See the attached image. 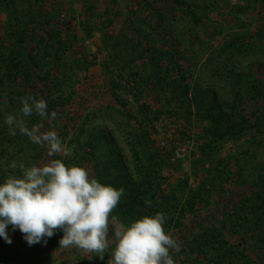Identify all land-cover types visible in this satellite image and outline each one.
<instances>
[{
    "label": "trees",
    "instance_id": "1",
    "mask_svg": "<svg viewBox=\"0 0 264 264\" xmlns=\"http://www.w3.org/2000/svg\"><path fill=\"white\" fill-rule=\"evenodd\" d=\"M55 2L59 8L49 7ZM64 3V0H0V14H5L4 19L0 16V184L10 175L21 174V163L43 165L49 159L46 146L31 143L18 130L16 136L9 134L5 120L8 114L16 113L22 107L19 98L32 94L37 99H44L50 115L52 111H59V104L68 103L66 93L67 96L73 94L66 87L65 73L62 72L66 68L57 62L58 51L70 45L69 36L63 34L65 23L58 14L68 12L74 4L69 1L62 9ZM81 26L85 29L83 23ZM136 47L134 58L144 56L147 48L141 43ZM120 52L127 55L112 58L117 60V66L133 67L130 61L134 58L130 53ZM175 61L171 58L172 63L163 66L165 62L160 64L162 61L159 62L157 56H150L149 61L141 65L142 70L112 73L124 75V83L120 82L123 87H129L125 80L139 81L143 76L144 80L153 78L158 82L156 93L162 90L182 96L187 112L196 113L208 121L204 135L209 139L202 137L200 154L193 159L189 176H178L172 181L166 174L162 175L165 156L141 148L145 145L147 132L140 126L132 130L133 160L124 155L118 142H111L114 137L108 136L110 132L101 126L86 134L84 144L89 146L88 151L82 150L72 157L58 154L54 158L61 159L66 166L87 158L91 162L90 170H87L90 178L123 189L120 202L111 215L126 226L144 216H154L158 212L165 214V233L180 242L179 250H170L174 264H264V156L260 155V143L264 142V137L259 138L256 127L262 124L264 109L255 112V121L251 119L249 124V129H254L255 133L242 136L241 128L247 127L246 112H237L238 105H235L237 100H241L242 105L246 84L247 87L250 84L249 98L253 99L255 94L264 96V81L230 76L237 91L231 93V102H224L229 106L225 111L217 94L198 88V84L190 85L185 80L186 74L178 72ZM111 82L113 86L118 85L113 77ZM233 115L238 116L237 122ZM41 121L40 117L32 115L27 126L31 128ZM241 136L245 142L238 149ZM227 140L237 149L232 147L223 153L224 144L220 143ZM135 142L140 147L137 148ZM11 159L19 164L16 168L6 166ZM189 177L193 178L192 181ZM208 206L210 213L200 216ZM109 235H113L111 225ZM62 236L63 232L57 230L48 239L51 247L60 245ZM71 248L76 251L71 257L75 262L71 264H107L114 245H110L103 261L95 254H91L94 258L90 261L89 254ZM9 251H13V257L7 256ZM0 264H37V261L28 247L12 243L0 247Z\"/></svg>",
    "mask_w": 264,
    "mask_h": 264
},
{
    "label": "rangeland",
    "instance_id": "2",
    "mask_svg": "<svg viewBox=\"0 0 264 264\" xmlns=\"http://www.w3.org/2000/svg\"><path fill=\"white\" fill-rule=\"evenodd\" d=\"M69 1L74 7L68 12H59L58 16L65 23L63 34L69 36L70 45L58 51L57 62L66 68L61 71L65 73L68 91L73 94L67 96L66 93L68 103L59 104L57 117L51 123L41 121L45 127L42 130H55L62 142L72 148L74 156L89 150L84 144L86 134L101 126L110 132L108 136L114 137L111 142H118L124 155L133 160L132 130L140 126L147 132L141 148L165 156L162 175L166 174L172 181L178 176H189L193 159L200 154L202 137L209 139L204 135L208 121L187 112L182 96L162 90L156 93L158 82L153 78L144 80V76L141 79L138 76L139 81L125 80L129 87H123L120 82L124 83V75L112 72L127 74L142 70L141 65L147 63L150 56H157L159 62L162 61L160 64L165 62L163 66L172 63V58L179 66L178 72L186 74L185 80L190 85L198 84V88L208 89L210 94L214 91L223 110L227 111L229 106L224 102H231V93L237 91L230 76L264 81V0H64L62 9ZM56 5L55 2L49 7ZM0 16L5 18L4 13ZM139 43L147 51L144 56L134 58ZM120 51L130 53L134 59L129 61L134 68L117 66V60H112L127 55ZM112 77L114 83L118 82L117 86H113ZM245 86L242 105L241 100L235 101V105H238L237 112H246L247 127H242L241 133L249 136L255 133L254 129H249V124L251 119L255 121L254 113L264 109V96H256L254 92V98H249L250 84ZM115 89L116 95L113 94ZM167 89L170 86L167 85ZM233 118L237 122L238 116L233 115ZM261 122L256 126L259 138L264 137V119ZM242 136L238 149L245 142ZM222 144L223 153L232 147L237 149L231 141ZM260 146V155L264 156L263 141ZM11 161L6 166L16 164L14 159ZM75 163L90 170L91 162L87 158ZM203 163L207 165L206 160ZM189 178L192 181L193 178ZM207 213L210 206L202 210L200 216ZM7 232L15 246L28 247L37 264L75 262L71 258L76 252L73 248L69 247V251L60 245L53 248L49 238L46 244L42 241L30 246L19 229L13 231L9 225ZM3 244L9 243L0 237V247ZM7 256L13 257V251Z\"/></svg>",
    "mask_w": 264,
    "mask_h": 264
},
{
    "label": "clouds",
    "instance_id": "3",
    "mask_svg": "<svg viewBox=\"0 0 264 264\" xmlns=\"http://www.w3.org/2000/svg\"><path fill=\"white\" fill-rule=\"evenodd\" d=\"M19 99L22 107L5 120L9 134L16 136L18 130L31 143L46 146L49 159L41 166L21 163V175H10L0 184V237L12 243L7 232L10 225L13 231L19 229L31 246L42 241L46 244V238L60 230V247L78 248L89 254L90 261L94 258L91 254L103 261L110 245H114L107 264H174L170 250H179L180 242L165 233V214L144 216L130 226L119 222L111 214L124 190L103 185L90 178L85 168L66 166L54 158L58 154L71 157L73 150L55 130H42L43 124L29 128L27 121L36 115L51 123L57 113L49 115L47 102L32 94ZM12 168H16L15 163Z\"/></svg>",
    "mask_w": 264,
    "mask_h": 264
}]
</instances>
